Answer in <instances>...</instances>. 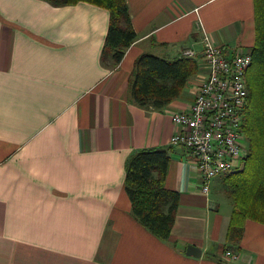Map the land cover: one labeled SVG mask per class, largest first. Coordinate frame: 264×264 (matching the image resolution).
I'll list each match as a JSON object with an SVG mask.
<instances>
[{"label":"crops","instance_id":"crops-1","mask_svg":"<svg viewBox=\"0 0 264 264\" xmlns=\"http://www.w3.org/2000/svg\"><path fill=\"white\" fill-rule=\"evenodd\" d=\"M126 1L137 40L116 65L103 58L107 9L0 0V264H264V224L247 220L239 245L229 243L227 190L204 193L186 149L169 144L181 130L171 114L189 108L208 74L205 35L232 54L250 50L254 0ZM189 49L198 70L181 96L138 106L129 88L138 57ZM169 145L166 187L180 204L161 240L132 215L126 165L137 150Z\"/></svg>","mask_w":264,"mask_h":264},{"label":"trees","instance_id":"trees-1","mask_svg":"<svg viewBox=\"0 0 264 264\" xmlns=\"http://www.w3.org/2000/svg\"><path fill=\"white\" fill-rule=\"evenodd\" d=\"M55 7L87 2L110 13L104 57L117 65L137 40L126 0H44ZM255 44L250 49L251 65L246 72L247 105L243 110V133L247 156L237 168L224 174L233 202L228 242L239 245L247 220L264 224V0H254ZM195 59L168 60L144 53L135 62L129 88L140 107L163 109L181 96L188 80L197 73ZM173 146V145H172ZM143 148L127 160L125 189L132 215L161 240H168L180 204L177 191L166 187L171 147Z\"/></svg>","mask_w":264,"mask_h":264},{"label":"built area","instance_id":"built-area-1","mask_svg":"<svg viewBox=\"0 0 264 264\" xmlns=\"http://www.w3.org/2000/svg\"><path fill=\"white\" fill-rule=\"evenodd\" d=\"M195 55L191 49L184 52L188 58ZM202 59L208 75L189 108L171 114L181 130L169 144L186 149L203 180L202 190L208 194L210 179L240 168L246 157L247 141L242 130L248 97L245 76L252 55L250 50L232 54L205 35ZM227 255L236 258L231 252Z\"/></svg>","mask_w":264,"mask_h":264},{"label":"rangeland","instance_id":"rangeland-1","mask_svg":"<svg viewBox=\"0 0 264 264\" xmlns=\"http://www.w3.org/2000/svg\"><path fill=\"white\" fill-rule=\"evenodd\" d=\"M184 52H183V57H185L184 56ZM204 79H202V81L200 82V85L198 87V91H199V88H200L201 84L204 82ZM246 156H247V153H246ZM208 184H209V188H210V195H211L212 198L227 197L226 196L227 195V193H226L227 183L225 181L224 174L216 175L215 177H213L212 179H210L208 181Z\"/></svg>","mask_w":264,"mask_h":264},{"label":"water","instance_id":"water-1","mask_svg":"<svg viewBox=\"0 0 264 264\" xmlns=\"http://www.w3.org/2000/svg\"><path fill=\"white\" fill-rule=\"evenodd\" d=\"M186 254L189 256L199 257L201 255V250L194 245H188Z\"/></svg>","mask_w":264,"mask_h":264},{"label":"bare ground","instance_id":"bare-ground-1","mask_svg":"<svg viewBox=\"0 0 264 264\" xmlns=\"http://www.w3.org/2000/svg\"><path fill=\"white\" fill-rule=\"evenodd\" d=\"M226 47V46H225ZM248 50V49H247ZM247 105V104H246ZM246 108V107H245ZM244 124V123H243ZM244 130V129H243ZM248 155V154H247ZM241 169V168H240Z\"/></svg>","mask_w":264,"mask_h":264}]
</instances>
